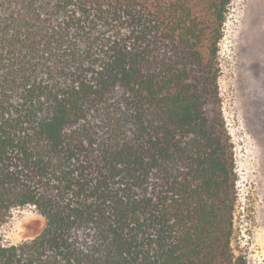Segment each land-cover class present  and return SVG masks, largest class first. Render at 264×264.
I'll use <instances>...</instances> for the list:
<instances>
[{
  "label": "trees",
  "instance_id": "16d2710c",
  "mask_svg": "<svg viewBox=\"0 0 264 264\" xmlns=\"http://www.w3.org/2000/svg\"><path fill=\"white\" fill-rule=\"evenodd\" d=\"M231 1L0 0V227L46 221L0 238V264H247L218 86Z\"/></svg>",
  "mask_w": 264,
  "mask_h": 264
},
{
  "label": "rangeland",
  "instance_id": "374dc122",
  "mask_svg": "<svg viewBox=\"0 0 264 264\" xmlns=\"http://www.w3.org/2000/svg\"><path fill=\"white\" fill-rule=\"evenodd\" d=\"M218 64L237 176L231 248L247 264H264V0L231 1ZM93 118L106 130L98 115ZM45 224L31 206L14 209L0 227V238L6 245L19 244L39 235Z\"/></svg>",
  "mask_w": 264,
  "mask_h": 264
}]
</instances>
